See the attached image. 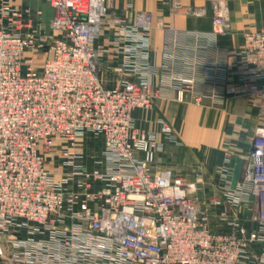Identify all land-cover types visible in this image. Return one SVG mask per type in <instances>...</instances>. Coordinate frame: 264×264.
Segmentation results:
<instances>
[{"label":"built area","instance_id":"2783aa9c","mask_svg":"<svg viewBox=\"0 0 264 264\" xmlns=\"http://www.w3.org/2000/svg\"><path fill=\"white\" fill-rule=\"evenodd\" d=\"M45 1L53 9L50 35H35L30 23L24 32L15 31L19 13L0 0V241L19 250L14 259L20 264H264V29L243 34L228 88L258 103L260 123L247 154L243 191L227 200L207 198L198 176L150 167L156 144L133 125V112L152 105L149 83L125 80L107 88L99 78L94 43L114 0ZM212 9V34L225 35L227 8L215 1ZM148 25L144 14L134 27L120 24L115 45ZM136 49L127 45L121 53L130 59ZM36 54L44 55L38 68ZM124 67L134 69L131 62ZM176 80V96L183 101V90H192L194 82ZM202 96L193 94L199 103ZM87 133L102 137L98 163L104 169L85 176L103 185L80 198L46 170L45 154L62 139L71 148L64 156L73 163L83 156L77 139ZM94 201L97 211L89 206ZM240 206L255 228L239 215ZM65 211L73 222L68 235L54 228L63 223ZM21 230L49 231L53 249L19 238Z\"/></svg>","mask_w":264,"mask_h":264},{"label":"crops","instance_id":"0c3cea01","mask_svg":"<svg viewBox=\"0 0 264 264\" xmlns=\"http://www.w3.org/2000/svg\"><path fill=\"white\" fill-rule=\"evenodd\" d=\"M7 1L19 13L18 22L24 30L30 23L35 35L52 34L49 22L53 9L45 0ZM215 1H221L227 8L230 30L225 35L212 34ZM194 10L203 14L195 15ZM140 14L149 16L148 28L138 29L133 37L116 46L119 25L134 27ZM260 29H264V0H114L108 7L94 43L98 51V75L107 88L119 86L125 80L149 83L154 95L152 106L148 110H135L133 123L156 144L150 149L148 161L152 170L167 169L185 177L202 173L207 198L217 196L227 200L242 193L247 154L254 129L260 123L258 103L230 93L228 88L233 84L235 52L242 46L243 34ZM56 35L53 32V37ZM127 45L137 47L130 59L121 53ZM34 59L35 66L41 67L44 55L36 54ZM128 62L134 65L133 70L124 67ZM175 79L194 82L193 92L184 89V101L175 99ZM193 94L203 95L202 102H197ZM165 125L170 132H165ZM87 145L83 156L73 163L64 156L71 148L62 139H55L54 147L45 154L46 170L57 183L66 181L63 186L67 192L77 193L80 198L86 191L97 192L103 185L85 176L104 169V164L98 163L102 159H94ZM138 156L146 160L148 155L139 152ZM84 185L90 188L85 190ZM89 206L92 211L99 207L96 201ZM238 211L245 217L248 228L256 227L249 220L248 210L240 206ZM71 223L65 211V235ZM17 235L53 249L49 231L37 234L21 230ZM17 251L10 241L1 240L0 264H20L14 259L20 255Z\"/></svg>","mask_w":264,"mask_h":264},{"label":"rangeland","instance_id":"374dc122","mask_svg":"<svg viewBox=\"0 0 264 264\" xmlns=\"http://www.w3.org/2000/svg\"><path fill=\"white\" fill-rule=\"evenodd\" d=\"M15 31H19V32H24V28L22 27H17L16 29H14ZM37 66V65H36ZM39 66V65H38ZM38 68V67H37ZM192 91V90H191ZM184 92V90H183ZM193 92V91H192ZM153 94V93H152ZM207 94H204V97L206 96ZM220 95L222 96L223 93H220ZM219 95V96H220ZM225 96V95H223ZM183 97H184V93H183ZM224 98V97H223ZM175 99L178 100L176 94H175ZM184 100H185V97H184ZM183 100V101H184ZM179 101V100H178ZM152 106V105H151ZM151 107L149 108H146L144 110H148L150 109ZM139 109H142V108H139ZM137 110V109H136ZM134 125V123H133ZM135 127V126H134ZM164 127H167L166 125ZM136 129V128H135ZM169 129V132H170V128L168 127ZM137 130V129H136ZM141 135H145L147 136V134H145V132H142L141 130H137ZM86 137V138H85ZM100 141H103L102 140V137L100 135H97V134H94V133H87L84 137L80 138V139H77V145L78 147L80 148V150L83 149L84 151V145L85 144H88L86 147H89L91 149H88V151L93 155L92 157L95 159V158H101L103 159L102 155H100V153H98V151L100 150ZM103 144V142H102ZM94 152V153H93ZM99 160V159H98ZM196 176H198L200 178V180H202V173L200 172H197L195 173L193 176L189 177L190 179H195ZM55 229H60V230H65L67 227L66 225L64 224V221L63 223H55V226H54Z\"/></svg>","mask_w":264,"mask_h":264}]
</instances>
